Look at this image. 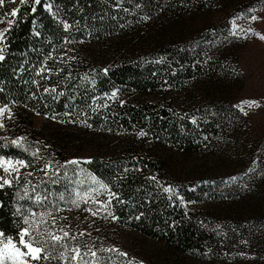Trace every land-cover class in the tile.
<instances>
[{
    "label": "trees",
    "instance_id": "obj_1",
    "mask_svg": "<svg viewBox=\"0 0 264 264\" xmlns=\"http://www.w3.org/2000/svg\"><path fill=\"white\" fill-rule=\"evenodd\" d=\"M160 4L163 0H40L18 7L0 40V110L4 109L7 129L0 137V184L10 181L0 187V233L4 234L0 240L17 241L24 228L31 232L46 228L61 236L66 231L73 240L79 231L70 214L82 201L105 205L107 224L98 225L88 241L93 248L89 247V258L78 260L79 264H130L122 251L101 242L108 221L136 229L174 253L220 260L233 247L236 234L229 239L221 235L211 214L187 211L184 200L240 202L254 214L248 218L252 225L264 233V137L251 130L250 116L237 103L229 98L206 103L195 99L198 110L185 114L172 106L110 103L114 93L181 88L193 92L198 83L225 90L218 82L227 70L225 44L210 48L202 59L196 41L108 67L92 64L77 47L133 29L142 15L152 14ZM229 26L228 20L214 26L207 42L216 41L220 37L213 34L222 36ZM61 54L64 58L58 60ZM37 114L55 115L65 124L152 134L184 153L221 154L227 145L232 152L226 149L230 158L222 167L229 168L223 171L219 164L200 163L195 166L196 178L186 183L169 177L160 162L141 154L77 157L71 163L57 156L56 139L44 138L45 133L33 126ZM245 131L253 132L250 138H241ZM55 212L65 213L66 223L58 225ZM51 243L49 238L46 250L54 248ZM64 246L73 253L67 242ZM263 254L254 247L252 260L260 263Z\"/></svg>",
    "mask_w": 264,
    "mask_h": 264
},
{
    "label": "rangeland",
    "instance_id": "obj_2",
    "mask_svg": "<svg viewBox=\"0 0 264 264\" xmlns=\"http://www.w3.org/2000/svg\"><path fill=\"white\" fill-rule=\"evenodd\" d=\"M34 1L36 0H23V2L3 0V3H0V40L13 24L18 7L22 3H34ZM13 12L15 15H12ZM224 20L230 22L229 28L223 32L225 34L216 36L217 34L214 33L215 38H220L214 42H212L214 39L207 42L208 33L214 32V26ZM261 36H264V0H163V5L158 10L152 14L142 15L133 29L121 31L104 42H81L77 47L81 48L92 64L108 67L123 60L158 56L160 53L168 52L170 48L181 49L196 41L201 44L200 59H202L210 48L225 44V59L228 64L226 75L223 76L226 79L224 77L218 79L225 90L214 87L208 89L206 85L201 86L198 83L193 92L181 88L157 93L151 91L114 93L111 99L115 100L110 103H127L131 107L153 104L159 107L172 106L174 111L185 114L190 110H198L195 99L206 103L209 99L221 102L229 98L250 116L253 124L251 130L262 138L264 137V40L260 38ZM66 51L72 52L70 49ZM63 58L64 54H61L58 60ZM243 101H256L258 106L249 107L242 103ZM51 117L37 114L33 117V126L45 133L44 138H50V141L56 139L58 143L56 150L60 152L57 156L68 162L74 161L77 157H133L141 154L150 161L160 162L169 177L186 183L196 178L195 166L200 163L210 161L211 164H219L223 171L229 168L222 167L228 163L227 158H230L226 149L227 152H232V147L229 148L227 145L225 149H220L221 154L209 150L184 153L170 144L161 143L152 134L141 136L139 131L133 129L118 128L110 131L88 128L78 124H65L56 119L55 115ZM6 133L4 109H2L0 137H5ZM252 134L253 132L245 131L241 138H250ZM50 141L47 140V143ZM182 205L187 211L211 214L219 232L226 238H232L236 234L237 237L231 244L233 247L229 252H223L220 260L174 253L162 242L136 229L110 221L106 236L101 242L103 245H113L115 249L122 251L130 264H264V254L260 263L252 260L254 247L257 246V249H262L264 253V233L257 226L252 225V220L249 221L248 218L254 217V214L248 213L242 203L228 201L193 203L184 200ZM105 207L84 201L81 206L73 207L75 213L70 215L75 219L76 229L79 231L75 239L72 240L68 236L59 244H54L50 240L54 248L49 247L50 251L46 250L45 254L54 258L33 261L32 264H79L78 260H88V251L90 248L93 249L88 241L94 237L98 225L103 227L107 224V215L103 210ZM92 211L94 215L91 214ZM52 216L54 219L58 217V225L66 223L65 213L55 212ZM37 232L43 234L38 238L47 239L48 242L46 228L35 230L32 234L35 236ZM58 236H61V233ZM66 242L71 249L80 250L78 259H71L75 255L74 251L69 253L66 252L68 250H64ZM61 253L64 254L63 257Z\"/></svg>",
    "mask_w": 264,
    "mask_h": 264
},
{
    "label": "snow or ice",
    "instance_id": "obj_3",
    "mask_svg": "<svg viewBox=\"0 0 264 264\" xmlns=\"http://www.w3.org/2000/svg\"><path fill=\"white\" fill-rule=\"evenodd\" d=\"M0 3H3V0H0ZM36 3H40V0H36ZM12 15H15V12H13ZM253 19H256V17H253ZM260 38L264 40V36H261ZM0 59H3V56H0ZM242 103L247 104L249 107L258 106L256 101H243ZM140 135L143 136L146 135V133L141 132ZM71 163H76V161H72ZM9 164H11V162H9ZM20 164L23 166L24 162L21 161ZM15 170L16 169H13V171ZM5 171L7 172L8 169L5 168ZM9 183V180L4 179L3 184H0V187H3V185H7ZM25 223H28V221L26 220ZM3 235V233H0V237ZM68 235L69 233L66 231L63 232V237L48 233V238H50L54 244H59L61 240L65 237H68ZM42 236L43 234L39 232H37V234L34 236L30 231V228H24L21 229L19 233V239L17 241H13L11 238L0 240V264H32L33 261L54 258L45 254L47 239L38 238ZM74 252L75 255L71 257L73 260L78 259L80 256V250L78 248L75 249ZM63 255L64 254L61 253V257H63ZM91 255L95 256L96 253L91 252Z\"/></svg>",
    "mask_w": 264,
    "mask_h": 264
}]
</instances>
